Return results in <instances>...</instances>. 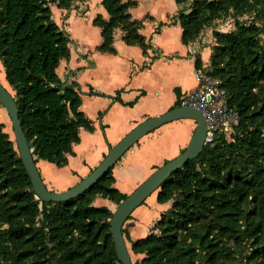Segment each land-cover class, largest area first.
<instances>
[{
	"label": "trees",
	"instance_id": "16d2710c",
	"mask_svg": "<svg viewBox=\"0 0 264 264\" xmlns=\"http://www.w3.org/2000/svg\"><path fill=\"white\" fill-rule=\"evenodd\" d=\"M75 0H0V65L35 164L66 165L79 130L93 131L80 110L77 83L56 69L69 57L71 40L51 16L50 5ZM108 14L93 24L99 50L114 52L120 28L128 44H146L132 19L134 1L101 0ZM182 43L194 42L215 20L235 19V29L214 32L208 73L221 80L238 114L229 141L216 136L159 187L157 201L171 206L147 236L132 241L134 264H264V0H175ZM249 14V22L238 20ZM202 64L199 54L195 67ZM1 81V80H0ZM132 104V103H131ZM179 106V100L174 107ZM172 107V108H174ZM113 168V167H112ZM112 168L89 190L65 202H44L34 193L14 139L0 123V264H120L109 221L96 196L119 205ZM130 217V216H129Z\"/></svg>",
	"mask_w": 264,
	"mask_h": 264
},
{
	"label": "crops",
	"instance_id": "0c3cea01",
	"mask_svg": "<svg viewBox=\"0 0 264 264\" xmlns=\"http://www.w3.org/2000/svg\"><path fill=\"white\" fill-rule=\"evenodd\" d=\"M128 1L136 3L129 9L132 19L143 22L138 33L145 51L126 43L120 28L113 33L114 52L99 50L103 38L93 20L97 16L108 19L101 0H75L68 9L50 5L52 19L71 40L69 57L60 61L56 73L67 83H77L80 110L94 129L80 128V140L65 166L58 168L43 160L36 163L48 190L60 192L76 185L138 123L160 116L184 94L196 90L195 56L209 62L206 48L182 43V29L177 21L173 23L179 9L175 0H121ZM195 126L193 120L180 119L143 136L112 168L114 187L130 194L156 168L184 150ZM170 203H159L157 192L150 195L123 225L130 239L147 236ZM92 204L112 212L118 206L99 196Z\"/></svg>",
	"mask_w": 264,
	"mask_h": 264
},
{
	"label": "water",
	"instance_id": "95a60500",
	"mask_svg": "<svg viewBox=\"0 0 264 264\" xmlns=\"http://www.w3.org/2000/svg\"><path fill=\"white\" fill-rule=\"evenodd\" d=\"M0 105L6 110L10 118L16 148L22 165L30 179L35 195L41 201L53 203L68 201L89 190L115 166L134 144L143 136L158 129L162 125L180 119H190L195 122V129L184 150L175 158L156 168L142 183L126 196L112 213V217L109 221L110 233L113 238L117 260L120 264H134L122 232L124 223L128 220L132 212L150 195L156 192L167 178L182 168L187 161L195 159L202 152L203 146L205 145L206 122L201 112L187 106L174 107L160 116L149 117L142 120L116 145L109 148L103 160L85 178L67 190L55 192L47 189L40 176L18 116L19 111L17 104L11 93L1 81Z\"/></svg>",
	"mask_w": 264,
	"mask_h": 264
},
{
	"label": "built area",
	"instance_id": "2783aa9c",
	"mask_svg": "<svg viewBox=\"0 0 264 264\" xmlns=\"http://www.w3.org/2000/svg\"><path fill=\"white\" fill-rule=\"evenodd\" d=\"M209 66V62H202L201 66L196 68V90L184 94L179 99V106L195 108L204 116L205 144L212 142L219 135L229 139L239 119L238 112L228 104L221 80L208 73Z\"/></svg>",
	"mask_w": 264,
	"mask_h": 264
},
{
	"label": "rangeland",
	"instance_id": "374dc122",
	"mask_svg": "<svg viewBox=\"0 0 264 264\" xmlns=\"http://www.w3.org/2000/svg\"><path fill=\"white\" fill-rule=\"evenodd\" d=\"M251 19V16L249 14H245L238 18V20L249 22ZM235 19L232 16H226L222 17L220 19L215 20L211 25L205 27L199 34V36L196 38L194 43H197V45L201 48H206L209 53V59L213 52V48L216 45L215 39L213 37L214 32H230L235 29L234 27ZM63 27L61 26V29ZM0 80H2V84L8 88L5 79H3V69L0 65ZM9 89V88H8ZM0 123L3 124V130L8 134V136L11 139H14L13 136V130L11 127L10 118L6 112V110L0 105ZM229 141L232 140V137H229ZM171 202V201H170ZM171 206V203H170ZM127 241V240H126ZM128 248L130 249V244L127 242ZM130 255L132 258V261L135 262L139 257L135 256L132 251L130 250ZM139 260V259H138ZM241 264V263H236Z\"/></svg>",
	"mask_w": 264,
	"mask_h": 264
},
{
	"label": "bare ground",
	"instance_id": "6f19581e",
	"mask_svg": "<svg viewBox=\"0 0 264 264\" xmlns=\"http://www.w3.org/2000/svg\"><path fill=\"white\" fill-rule=\"evenodd\" d=\"M4 79V78H3ZM1 82H2V80H1ZM6 86V85H5ZM9 88V87H8Z\"/></svg>",
	"mask_w": 264,
	"mask_h": 264
}]
</instances>
